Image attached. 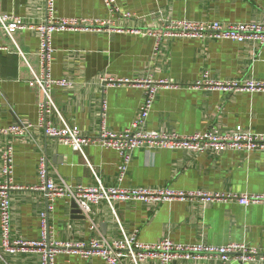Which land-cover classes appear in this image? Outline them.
<instances>
[{
  "label": "crops",
  "instance_id": "crops-1",
  "mask_svg": "<svg viewBox=\"0 0 264 264\" xmlns=\"http://www.w3.org/2000/svg\"><path fill=\"white\" fill-rule=\"evenodd\" d=\"M111 14L104 0H56L59 19H77L87 25L111 21V28L63 30L52 37L54 108L48 120L55 128H78L84 136L102 129L119 134L132 128L145 99L144 81L161 86L146 122L136 132L192 135L245 131L264 134V90L222 91L196 87L199 82H264V46L248 41L179 38L163 35L176 21L263 24L264 0H116ZM0 14L27 24L46 19V0H0ZM125 17V15H127ZM87 27V26H86ZM40 38L35 30L12 36L0 28V128L33 125L23 139L0 137V184L4 152L13 150L12 236L19 240L42 237V214L49 201L40 184L39 166L47 160L49 179L75 188H145L174 192H202L224 196L264 195V151L198 154L188 150L136 149L125 174L119 152L90 146L75 152L38 126L43 93L32 81L41 74ZM105 78L132 83L104 87ZM68 197H57L49 212L52 243H85L92 239L122 240L135 233L139 241L155 244L225 246L244 244L264 255V204L244 206L232 199L103 201L89 216L77 214ZM79 210V209H78ZM95 227L93 231L92 228ZM0 224V241H1ZM0 264H41L32 252L2 254ZM55 264H106L97 256L58 254ZM120 264H134L125 258ZM140 264H160L148 260ZM172 264H217L215 258L177 260ZM240 264V263H232ZM244 264H264V261Z\"/></svg>",
  "mask_w": 264,
  "mask_h": 264
},
{
  "label": "built area",
  "instance_id": "built-area-1",
  "mask_svg": "<svg viewBox=\"0 0 264 264\" xmlns=\"http://www.w3.org/2000/svg\"><path fill=\"white\" fill-rule=\"evenodd\" d=\"M111 14L118 11L116 0H104ZM56 0H46V19L42 24H27L21 18L0 14V28L12 36L19 30H35L39 34L40 49L38 56L41 61V74L36 76L32 84L39 87L43 93V101L40 104V118L38 126L44 129L47 137L56 138L63 145L71 147L75 152L83 153L90 146H101L119 152L122 157L120 167L122 175L129 168L132 153L136 149H167L172 151L188 150L198 154L215 152L222 154L227 151L258 152L264 151V134H256L245 131L241 126L237 127L233 134L220 135L217 132H205L192 135H179L165 132H136L140 125L148 119L154 105L158 90L161 86L176 89L178 86L167 82L152 80L144 81L145 99L140 109L138 118L132 128L123 133H113L102 129L96 136H84L78 128L65 126L55 128L48 120V114L54 108L50 96V89L57 85L69 87L71 84L63 80H54L51 76L53 62L52 37L56 32L63 30H96L111 28V21H99L87 25L85 21L77 19H59L55 15ZM125 15V17H127ZM87 26V27H86ZM163 35L179 38H196L212 40H231L239 43L252 41L264 46L263 24H224L221 22H192L187 20L176 21L166 26ZM132 83L128 79L105 78L104 87H117ZM196 87L217 89L226 92L248 91L256 92L264 90V82H212L206 80L199 82ZM33 125L10 126L0 128V137H14L23 139L31 134ZM3 172L6 181L0 184V224L1 241L0 257L2 254L12 255L19 252H32L41 255V264H55L58 254H75L82 258L100 257L106 264H120L122 259H131L134 264H140L148 260H158L160 264H172L177 260H200L215 258L217 264L248 263L264 261V255L244 244H228L225 246H206L176 244L170 239H164L155 244H147L139 241L137 234L123 236L122 240L92 239L85 243H52L50 241L49 212L54 209L53 203L57 197L71 198L84 216H89L92 206L103 201L112 206L114 201L138 200L144 202L161 203L172 200L202 199L236 200L244 206L250 204H264V195L251 196H224L221 194H207L202 192H174L171 190H152L136 188L130 190L99 187L56 185L48 176L47 160L42 158L39 166L40 184L32 188L35 191L44 192L49 206L46 213L42 214V237L39 240H19L12 236V191L22 189L14 184L13 176V150L9 147L3 155ZM95 230V227L92 228Z\"/></svg>",
  "mask_w": 264,
  "mask_h": 264
},
{
  "label": "water",
  "instance_id": "water-1",
  "mask_svg": "<svg viewBox=\"0 0 264 264\" xmlns=\"http://www.w3.org/2000/svg\"><path fill=\"white\" fill-rule=\"evenodd\" d=\"M72 207L74 208V212L77 213V214H80L81 215V212L78 210V207L76 205V203L74 202Z\"/></svg>",
  "mask_w": 264,
  "mask_h": 264
}]
</instances>
